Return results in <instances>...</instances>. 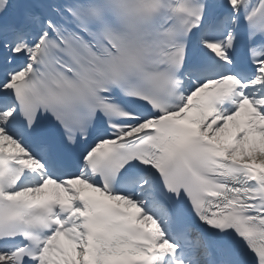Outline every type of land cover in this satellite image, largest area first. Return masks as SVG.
<instances>
[{
    "label": "snow or ice",
    "instance_id": "1",
    "mask_svg": "<svg viewBox=\"0 0 264 264\" xmlns=\"http://www.w3.org/2000/svg\"><path fill=\"white\" fill-rule=\"evenodd\" d=\"M0 264H264V0H0Z\"/></svg>",
    "mask_w": 264,
    "mask_h": 264
}]
</instances>
